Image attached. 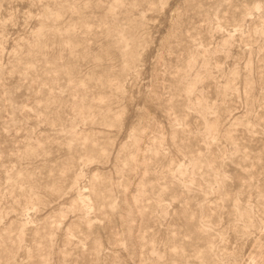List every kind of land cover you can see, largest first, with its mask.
Instances as JSON below:
<instances>
[{
	"label": "rangeland",
	"instance_id": "1",
	"mask_svg": "<svg viewBox=\"0 0 264 264\" xmlns=\"http://www.w3.org/2000/svg\"><path fill=\"white\" fill-rule=\"evenodd\" d=\"M0 264H264V0H0Z\"/></svg>",
	"mask_w": 264,
	"mask_h": 264
}]
</instances>
